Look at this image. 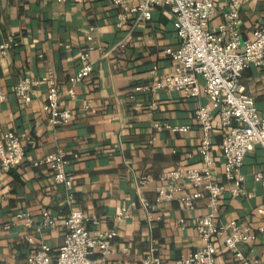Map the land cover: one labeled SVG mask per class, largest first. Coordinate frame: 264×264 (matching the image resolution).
<instances>
[{
    "label": "crops",
    "instance_id": "crops-1",
    "mask_svg": "<svg viewBox=\"0 0 264 264\" xmlns=\"http://www.w3.org/2000/svg\"><path fill=\"white\" fill-rule=\"evenodd\" d=\"M213 2L215 12L208 29L217 30L224 21L227 0ZM120 12L112 0H0V37L15 42L5 55L0 54V133L14 132L24 148L22 163L0 173V264H31L28 257L41 244H49L55 255L63 243L67 230L63 221L70 210L67 190L54 183L48 164L34 165L58 149L69 157L66 173L73 180V207L89 217L90 232L116 230L113 253L104 264H142L151 244L161 258L173 261L203 244L195 227L198 217L207 212L206 198L198 199L195 209L189 210L175 199L155 203V196L163 172L200 165L196 151L202 135L194 112L208 101L204 94L185 98L173 90L132 93L135 87L173 72L174 64L163 49H177L179 39L167 8H155L150 20L138 21L128 14L124 24H119ZM239 16L241 38H253V30L264 25V0L243 3ZM92 25L96 27V41L89 52L93 73L74 84L80 55L89 45L84 31ZM102 51H109L108 56ZM47 68L55 72L60 88L59 108L71 113L68 123H51L42 106L45 83L34 87L26 101L13 90L25 76L41 77ZM240 80L263 119L264 60L260 67H246ZM156 123L187 129L174 132L156 128ZM214 125L210 152L215 157V175L224 182V135L217 119ZM263 165L264 155L255 147L241 165L245 194H224L216 221L237 219L253 229L264 225L262 186L254 181ZM146 174L151 176L147 184L137 185ZM46 210L55 226L41 227ZM19 212L29 214V225L15 218ZM182 218L186 224L181 226L177 220ZM216 244L220 249L215 264H236L234 253L220 239ZM239 249L249 258H260L257 242Z\"/></svg>",
    "mask_w": 264,
    "mask_h": 264
},
{
    "label": "built area",
    "instance_id": "built-area-1",
    "mask_svg": "<svg viewBox=\"0 0 264 264\" xmlns=\"http://www.w3.org/2000/svg\"><path fill=\"white\" fill-rule=\"evenodd\" d=\"M249 1L251 0H227L224 21L217 30H211L208 29V23L215 12L213 0H112L121 10L118 14L119 24L125 23L128 14L138 21L150 20L151 12L155 8H167L172 15L174 31L179 39L177 49H163L164 54L174 64L173 72L150 84L135 87L132 93L173 90L181 92L185 98L195 99L204 94L208 101L198 105L194 112V119L202 135L196 151L201 157L200 165L180 166L163 172L158 178L162 184L156 186L155 196V203L175 199L189 210L195 209L198 199L205 197L207 212L198 217L195 227L203 244L173 261L161 258L157 254V246L151 244L143 255L142 264H215L220 249L216 244L217 239L221 240L227 250L234 253L236 264H264V225L253 229L250 224L237 219L226 223L215 220L224 194L228 192L231 197L245 194V177L241 172V165L248 153L259 147L264 155V118L259 117L255 100L240 80L246 67H260L264 60V25L253 30V38L242 39L237 31L239 9L243 3ZM95 30L96 27L92 25L84 31L89 45L80 55V65L72 79L74 84L93 73L94 63L89 52L96 41ZM14 44L15 42H5L0 37V54L5 55ZM101 53L108 56L109 51ZM42 83H45L47 89L42 106L51 123H68L71 113L68 109L59 108L60 88L52 68H47L38 78L25 76L15 84L13 90L18 98L26 101L33 88ZM69 93L72 94V90ZM84 105L89 108V105ZM215 119L224 135L221 142L224 182L215 175V157L210 152L213 132L216 131ZM154 126L165 127L174 132L187 129V126H173L168 123H156ZM23 155L24 148L18 135L12 131L0 133V173L21 164ZM68 163L69 157L62 149L47 153L34 162V165L48 164L51 167L54 183L63 185L67 190L66 200L70 210L63 221L67 227L63 243L55 255H52L49 244H41L28 257L31 264H104L113 253L112 240L116 230L90 232L87 227L89 217L82 209L73 207V180L66 173ZM150 179V175H143L137 185L147 184ZM181 181L183 183L180 184ZM254 181L262 186L264 195V165L255 173ZM260 214L264 219V206ZM121 215L127 216L124 209ZM15 218L24 219L27 225L31 223L28 213L19 212ZM148 219H151L150 213ZM177 221L181 226L186 224L183 218ZM12 223L13 221L6 224V229ZM40 224L43 228L55 226L48 210L43 212ZM255 242L259 245L260 258H249L239 249V245ZM95 253L99 254L98 258L93 257Z\"/></svg>",
    "mask_w": 264,
    "mask_h": 264
}]
</instances>
